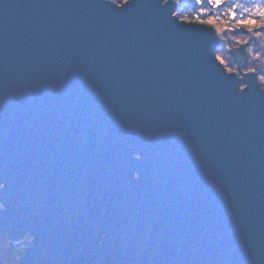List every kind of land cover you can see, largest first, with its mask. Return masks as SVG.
Listing matches in <instances>:
<instances>
[{
    "label": "water",
    "instance_id": "water-1",
    "mask_svg": "<svg viewBox=\"0 0 264 264\" xmlns=\"http://www.w3.org/2000/svg\"><path fill=\"white\" fill-rule=\"evenodd\" d=\"M175 8L0 0L16 264H264V88L245 43L226 71L216 30Z\"/></svg>",
    "mask_w": 264,
    "mask_h": 264
},
{
    "label": "rangeland",
    "instance_id": "rangeland-1",
    "mask_svg": "<svg viewBox=\"0 0 264 264\" xmlns=\"http://www.w3.org/2000/svg\"><path fill=\"white\" fill-rule=\"evenodd\" d=\"M116 4L120 5L126 0H112ZM187 0H175L176 2V8L174 14L178 17L179 20H185L188 22H195V23H202L209 25L213 27L218 36H219V44L216 48L215 51V56L217 60L224 66L226 71H237L236 67V62L233 56L228 52V49L235 48L239 45H242L245 43V51L247 53V61L245 64L247 66L241 67L242 72H248V71H253L248 67L249 61L254 60L255 58L256 61H258V65H261L263 57H262V52L261 49L263 48L262 46H259L258 40L263 39L264 37V27L259 28L257 26L262 25V21H257L256 18H250V19H245L243 22H238L243 30H239L236 27L238 23H233V24H227L226 22H223L222 20L215 19L217 17L210 16V14L205 15L203 11L198 12V14H192V17H179L177 15V10L178 7L183 5ZM198 2L199 0H189L188 5L190 3ZM192 5V4H191ZM189 10H191L189 8ZM194 11V10H193ZM258 45V46H257ZM232 46V47H231ZM260 50V51H259ZM230 60H234L233 67L229 65ZM256 73V71H254ZM257 75V80L261 88H264V74L263 75ZM244 85H241V88H243ZM5 235V234H3ZM7 236V235H5ZM8 237V236H7ZM10 241V240H9ZM12 242V241H11ZM17 248L21 249L22 247H27L31 244V237L28 235L24 237L21 241V243H16ZM21 251V250H20ZM5 254L0 252V263L5 260ZM20 257V256H19ZM19 257H17L19 259ZM15 262V261H14Z\"/></svg>",
    "mask_w": 264,
    "mask_h": 264
},
{
    "label": "trees",
    "instance_id": "trees-1",
    "mask_svg": "<svg viewBox=\"0 0 264 264\" xmlns=\"http://www.w3.org/2000/svg\"><path fill=\"white\" fill-rule=\"evenodd\" d=\"M187 0L183 5L178 7L177 15L179 17H192V14H198L203 11L205 15L217 17L215 19L222 20L228 25L238 22H243L245 19L256 18L257 21H262L259 28L264 27V0H199L198 2L190 3ZM192 4V5H191ZM189 8L191 10H189ZM194 10V11H193ZM198 11V12H197ZM240 24L238 23L237 26ZM240 31L242 27H236ZM264 37V36H263ZM259 46H262V61L264 60V38L258 40ZM258 46V45H257ZM260 51V50H259ZM249 61L248 67L256 71L258 75L264 74V62L258 65V61ZM234 60H230L229 65L233 67ZM247 66V64H245ZM244 66V67H245ZM21 249L17 248L16 244L9 241L5 235H0V252L5 254V260L0 264H16L21 255ZM15 261V262H14Z\"/></svg>",
    "mask_w": 264,
    "mask_h": 264
}]
</instances>
